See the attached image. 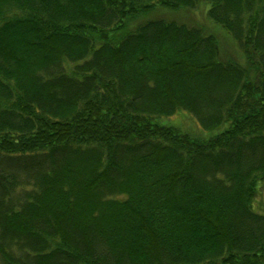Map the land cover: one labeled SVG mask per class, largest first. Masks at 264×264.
<instances>
[{"label":"trees","instance_id":"obj_1","mask_svg":"<svg viewBox=\"0 0 264 264\" xmlns=\"http://www.w3.org/2000/svg\"><path fill=\"white\" fill-rule=\"evenodd\" d=\"M261 184L264 0H0V264H264Z\"/></svg>","mask_w":264,"mask_h":264},{"label":"rangeland","instance_id":"obj_2","mask_svg":"<svg viewBox=\"0 0 264 264\" xmlns=\"http://www.w3.org/2000/svg\"><path fill=\"white\" fill-rule=\"evenodd\" d=\"M189 19H191L192 21L195 20H200L201 23H203L205 25V29L207 31H215L214 33L217 35H219V38H221L222 43L224 44L225 48H233V44L231 43V41L226 37V35L222 32V30L209 23L204 20V15L202 14L201 16L199 14L195 15V14H188ZM217 35V36H218ZM224 38H227L228 41L224 42ZM165 122V119L163 120ZM171 123L174 125H177L178 127L187 130V131H191V132H195L194 129L197 127V123L195 121H193V119L191 118L190 114H188L187 112L180 110L177 114L173 115L171 117ZM195 127V128H194ZM259 193L255 199V208L260 211V212H264V184H261V186L259 187Z\"/></svg>","mask_w":264,"mask_h":264}]
</instances>
